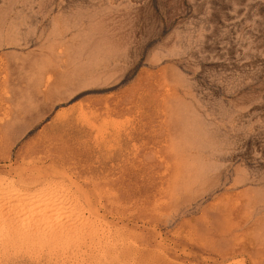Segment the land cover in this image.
<instances>
[{"label":"rangeland","instance_id":"rangeland-1","mask_svg":"<svg viewBox=\"0 0 264 264\" xmlns=\"http://www.w3.org/2000/svg\"><path fill=\"white\" fill-rule=\"evenodd\" d=\"M20 177L63 210L0 264H264V0H0Z\"/></svg>","mask_w":264,"mask_h":264},{"label":"bare ground","instance_id":"bare-ground-1","mask_svg":"<svg viewBox=\"0 0 264 264\" xmlns=\"http://www.w3.org/2000/svg\"><path fill=\"white\" fill-rule=\"evenodd\" d=\"M20 178H21L22 184L17 185V186L10 180L5 181V178H4V181L0 180V182H1L0 183V188H1L0 189V222L3 223L6 221L7 224L15 227V229H16V228H18L17 226H19V223L24 222L26 224L25 221L27 220V222H34V223L38 224L36 230L40 229L39 228L40 225L45 224L47 222L50 224H55L57 222L58 217H56L53 214H54V210H56L58 207L51 204L48 197L47 198L44 197V195H43L44 188H40V187L37 188L36 187L37 189H30V188L28 189L27 187L32 185V184H30L31 178H29V177L28 178L20 177ZM28 179H29V182H28ZM38 183H39V180L36 178V181L34 182V184H38ZM40 194H42L43 196H40ZM59 206L61 207V205H59ZM10 207H11V210H12V207H15V211L17 209L18 214L16 215V218H12V219L7 220L4 217V212H5V210L9 209ZM60 207L58 208V210L62 211L63 208L61 210ZM8 211L9 210H7V212ZM15 229H14V231H15ZM9 230H11V228ZM55 230H54V233L56 232L55 234H57L60 237L61 236L63 237V234H64L63 230H65V229H62V231H61V229H59L60 231H58V232ZM38 231H40V230H38ZM16 232H17V230H16ZM49 232H51V231H49ZM18 233L20 234L21 232H18ZM41 233H43V232H41ZM58 236L56 238H58ZM49 238L53 239V237H49ZM18 239H20V238H18Z\"/></svg>","mask_w":264,"mask_h":264}]
</instances>
